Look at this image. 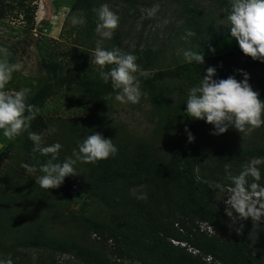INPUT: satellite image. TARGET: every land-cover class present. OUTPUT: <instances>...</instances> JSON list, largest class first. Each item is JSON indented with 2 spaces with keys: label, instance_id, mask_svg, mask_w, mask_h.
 I'll list each match as a JSON object with an SVG mask.
<instances>
[{
  "label": "trees",
  "instance_id": "trees-1",
  "mask_svg": "<svg viewBox=\"0 0 264 264\" xmlns=\"http://www.w3.org/2000/svg\"><path fill=\"white\" fill-rule=\"evenodd\" d=\"M25 1L0 0V4L9 12L21 9L24 20L30 23V5H25ZM156 1L75 0L72 9L81 13L85 23L78 26L74 48H96L101 38L95 32L93 9L107 4L118 14L119 26L110 39H103L101 47L126 51L123 17L134 16L141 6H151ZM209 1L222 10L223 16L227 15L229 0ZM177 13L184 22L185 36L186 30L195 33L187 38L200 54L210 52L230 34V26L220 33L212 30V23L194 0H182ZM130 52L137 57L140 88L152 105V115H157L152 135L134 139L113 130L100 104L106 103L102 97L115 94L111 81L105 83L99 76L91 80L78 70L81 78L72 79L75 87L82 89L84 84L89 91L98 92L99 102L92 112L85 118L48 121L39 112L30 127L17 136L21 155L11 156V162H0V258H11L14 264H57L55 254L59 253L68 255L75 264H264L263 255L256 254L247 242L248 227L241 239L228 230L218 207L225 197L215 187L217 183H230L224 178L225 164L238 174L245 162L264 156V144L247 140L241 147L234 142L239 135L232 127L213 135L211 124L188 117L182 95L173 107L171 99L164 97L159 88L165 79L193 81L194 87L203 80L207 67H222L226 58L237 61L239 54L227 52L204 60V65L184 63L143 75L152 66L154 52L137 47ZM112 67L108 65L104 71ZM242 69L249 74H264V63L245 55ZM61 85L62 81H46L28 98V103L40 107ZM203 123L209 127L210 135L200 130ZM50 125L58 129L55 134H47ZM186 127L207 153L189 150ZM94 131L112 139L117 153L96 163L78 162L77 173L67 176L59 188H41L36 177L43 173H28L21 167L27 163L39 169L50 159V154L32 151L29 132L41 134L45 145H63L54 161L59 163L71 157L77 143ZM141 185L147 199H137L130 191ZM73 204L79 207H72ZM200 223H206L215 233L207 234L199 228ZM257 231L264 238L262 229ZM261 246L256 244V248ZM186 247L196 252L187 251ZM28 251L38 255H29Z\"/></svg>",
  "mask_w": 264,
  "mask_h": 264
},
{
  "label": "rangeland",
  "instance_id": "rangeland-1",
  "mask_svg": "<svg viewBox=\"0 0 264 264\" xmlns=\"http://www.w3.org/2000/svg\"><path fill=\"white\" fill-rule=\"evenodd\" d=\"M74 1L26 0L24 4L30 5V14L32 15L30 23L24 20L21 9L15 8L9 12L4 5L0 4V59L6 58L10 64L19 63L22 66L20 71L13 73V79L6 86L7 90L14 93L21 88H27L29 89L28 98H30L43 87L46 81H62V85L56 88L39 107L40 114L46 121L73 117L85 118L92 112L96 102H99L97 91H89L84 84L83 88L79 89L72 81V79L79 81L82 74L93 80L99 76L100 71L99 66L91 60L94 50L82 51L78 49V51L74 48L73 44L79 24L72 25L70 20L73 15L82 16L80 12L72 9ZM194 1L212 23V30L220 33L224 28L230 26L226 16L222 15V10L217 5L212 4L209 0ZM153 5H159V10L154 17H148L146 10L152 8ZM153 5L141 6L134 16H125V11H122L125 16L121 24L125 50L130 52L137 47L138 50L150 48L154 52L152 66L143 75L173 69L186 63L183 57L185 50L196 52L191 41L185 38L184 22L177 13L182 6V0H157ZM3 50H6V56ZM227 52H236L240 58L237 61H234L233 58L224 59L222 67L216 68L214 78L223 79L228 76L237 78L241 75L238 70L243 67L245 55L241 53L242 50L238 42L231 34L220 41L214 51L211 50L201 55L206 61ZM109 69L107 68V71ZM78 70L80 74L83 73L78 75ZM136 75L139 78L141 72L138 71ZM249 75L250 85L253 90L259 92V99L264 101V74L250 72ZM192 84L193 81L183 79H165L159 88L164 97L171 99L170 103L174 107L179 94L185 99L184 103L186 102L188 90ZM114 95L102 97L106 103L100 102L105 109V116L110 127L134 139L150 138L157 121V115H152V105L147 96L144 95L138 104H125L116 102ZM184 105L186 107V104ZM197 123L199 122L197 121ZM207 128H209L207 124L203 123L200 130L210 135V130ZM231 130L239 135L234 142L239 143L241 147L247 140H254L258 145L264 144V126L247 135L241 134L234 128ZM213 141L212 138L211 143ZM186 143V146L190 147L189 150L206 152L204 147L200 146L201 141L197 139L192 142L186 140ZM21 153L22 145L17 137L9 140L0 134V162H11V156L21 155ZM40 175L38 174L36 180ZM71 206L79 207L78 204ZM218 207L226 221L228 230L234 233L237 238L241 239L245 228L248 227L247 242L251 248H254L256 254L263 255L264 258V238L257 231L261 228L264 233V217L257 223H253L251 217L233 221L226 214L224 199L220 200ZM233 215L238 214L234 212ZM200 229L207 234L215 233L213 229H206L204 225ZM258 243L262 244L260 248H256ZM182 245L180 244V246ZM186 250L192 249L186 247ZM194 252L196 251L192 250V253ZM27 253L35 256L37 252L28 251ZM55 261L57 264H75L66 254H55Z\"/></svg>",
  "mask_w": 264,
  "mask_h": 264
},
{
  "label": "clouds",
  "instance_id": "clouds-1",
  "mask_svg": "<svg viewBox=\"0 0 264 264\" xmlns=\"http://www.w3.org/2000/svg\"><path fill=\"white\" fill-rule=\"evenodd\" d=\"M158 10L159 5H153L146 10V14L148 17H154ZM93 11L96 14L95 32L101 39L97 41L91 60L100 68L99 77L105 83L111 81L116 102L138 104L145 94L136 75L139 71L137 57L119 48L108 50L101 47L103 39H110L119 26V16L107 4H102ZM226 13L230 34L238 42L242 52L253 60L264 63V0H229ZM70 23L84 24L85 19L73 15ZM194 35L191 30H186L185 38ZM3 52L6 56V50ZM183 57L186 63L204 65V57L198 52L185 50ZM106 65L115 66L104 71ZM21 67L19 63L10 64L6 58L0 59V134L9 140L26 131L40 112L39 107L28 103L29 89L21 88L14 93L7 90L6 86L13 79V73L20 71ZM238 71L243 76L241 80H237L235 76L217 79L214 78L216 68L209 66L201 83L188 90L184 103L185 113L193 120H204L211 124L213 135L223 134L230 127L247 135L264 126V101L259 99V92L253 90L250 85L249 73L243 69ZM46 131L48 135H52L58 129L50 125ZM185 131L188 141H194L195 137L187 127ZM28 137L33 142L32 151L44 156L50 154V159L47 163L39 165V169L27 163H22L21 167L28 173H36L38 170L43 173L36 182L46 190L59 188L67 176L76 174L78 162L96 163L114 156L118 151L112 139L94 131L77 143L71 157L54 163L63 145L60 142L45 145L42 135L36 132H29ZM224 169V178L230 183H217L215 187L227 197L223 198L226 214L233 221L251 217L253 223L259 222L264 217V156L253 157L245 162L238 174H233L230 164H225ZM142 189L143 185L130 191L137 199H147V194ZM234 212L238 215L234 216ZM201 224L208 226L206 223H200L199 227ZM0 264L14 262L11 258H0Z\"/></svg>",
  "mask_w": 264,
  "mask_h": 264
},
{
  "label": "built area",
  "instance_id": "built-area-1",
  "mask_svg": "<svg viewBox=\"0 0 264 264\" xmlns=\"http://www.w3.org/2000/svg\"><path fill=\"white\" fill-rule=\"evenodd\" d=\"M203 225L206 226L205 224H201L200 227H202ZM206 229H210V227L206 226ZM172 243H175V242L172 241ZM176 243H177V242H176Z\"/></svg>",
  "mask_w": 264,
  "mask_h": 264
}]
</instances>
